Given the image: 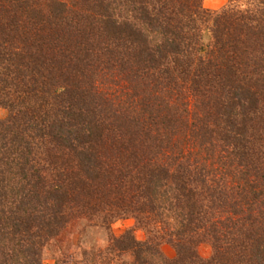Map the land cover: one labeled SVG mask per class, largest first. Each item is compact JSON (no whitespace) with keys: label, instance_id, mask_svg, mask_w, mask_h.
Listing matches in <instances>:
<instances>
[{"label":"trees","instance_id":"obj_1","mask_svg":"<svg viewBox=\"0 0 264 264\" xmlns=\"http://www.w3.org/2000/svg\"><path fill=\"white\" fill-rule=\"evenodd\" d=\"M0 108V264H264V0H0Z\"/></svg>","mask_w":264,"mask_h":264},{"label":"rangeland","instance_id":"obj_2","mask_svg":"<svg viewBox=\"0 0 264 264\" xmlns=\"http://www.w3.org/2000/svg\"><path fill=\"white\" fill-rule=\"evenodd\" d=\"M58 1H65V0H58ZM229 3V0H203V7L207 10L211 11H219L223 7H225ZM7 116V112L4 109L0 108V119H5ZM134 228V221L132 219H123L120 221H117L112 226V233L115 236H120L122 233H124L126 230ZM94 237L96 238V241L98 243H104L105 234L104 233H95ZM134 237L137 241H143L145 239L144 233L136 229L134 230ZM54 248L49 249V251H46L44 254V260L43 264H54V255L56 254L54 252ZM163 254L168 259H171L174 257V250L169 245H163L162 247ZM210 248L208 246L202 245L199 248V254L203 258H208L210 256Z\"/></svg>","mask_w":264,"mask_h":264}]
</instances>
